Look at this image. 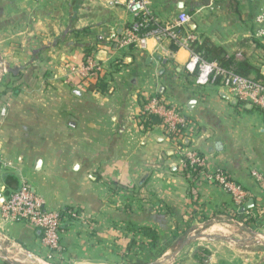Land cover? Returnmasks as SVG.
<instances>
[{"label":"crops","instance_id":"obj_1","mask_svg":"<svg viewBox=\"0 0 264 264\" xmlns=\"http://www.w3.org/2000/svg\"><path fill=\"white\" fill-rule=\"evenodd\" d=\"M125 1L0 0V264H264V114L219 86H197L188 50L169 41L119 49L135 22ZM144 1L155 22L185 12L187 33L263 72L261 0ZM84 56L104 71L86 86ZM153 96L191 121L183 149L243 186L246 211L185 172L182 146L159 122L143 123ZM23 184L65 215L60 254L36 228L2 218V198Z\"/></svg>","mask_w":264,"mask_h":264},{"label":"built area","instance_id":"obj_2","mask_svg":"<svg viewBox=\"0 0 264 264\" xmlns=\"http://www.w3.org/2000/svg\"><path fill=\"white\" fill-rule=\"evenodd\" d=\"M261 1L263 6L254 24L257 26V38L264 41V0ZM125 6L135 17V22L119 40V49L134 47L144 50L150 39H155L159 43L169 41L178 49L188 50L190 57L186 69L195 76L197 86L201 88L219 86L230 91L240 102L250 104L264 114V78L244 77L233 69L225 68L216 61H208L196 53L192 49V43L198 40L197 37L190 33L183 35L177 30L185 29L191 22L189 14L182 12L173 23L159 24L151 18L144 0H126ZM150 27L154 28L149 29ZM78 72L85 86L88 83L99 82L104 76L102 65L91 56H84L82 67ZM142 115L145 116V118L141 117L145 124L152 117L157 118L160 126L180 143L182 149L183 142L195 136L196 129L192 128L194 125L183 112L169 106L159 97L146 99ZM183 150L184 170H188L191 177V171L198 170L199 175L205 177L209 183L220 185L230 194L237 211H246L248 193L243 186L222 171H208L207 159L198 149L191 147ZM253 176L258 180L261 179L257 173ZM1 215L6 221H20L36 228L40 231L43 244L49 251L55 255L60 254L65 215L47 209L43 200L32 192L28 184H23L18 190L3 198ZM70 215L75 217L77 214L72 210Z\"/></svg>","mask_w":264,"mask_h":264},{"label":"trees","instance_id":"obj_3","mask_svg":"<svg viewBox=\"0 0 264 264\" xmlns=\"http://www.w3.org/2000/svg\"><path fill=\"white\" fill-rule=\"evenodd\" d=\"M154 28L150 27L149 29ZM181 34H186L187 32L185 29H177ZM192 49L200 54L202 57L207 59L208 61H216L219 62L223 67L225 68H231L236 73L244 76V77H253L255 79H261L264 78V74L262 73V69L258 67L251 66L250 64L243 62V63H237L232 58H228L226 55V52L218 48L216 46H213L210 44L208 40L205 41H195L192 43ZM141 117L145 118V116L141 115ZM155 122H159L157 118L152 117L147 124H153ZM185 172H188V170H185ZM199 175L198 170L191 171L192 176ZM147 235L151 236L154 240L157 239V236L155 232H149L146 233ZM208 255V252L205 250L199 251V256H201V259L204 260Z\"/></svg>","mask_w":264,"mask_h":264},{"label":"rangeland","instance_id":"obj_4","mask_svg":"<svg viewBox=\"0 0 264 264\" xmlns=\"http://www.w3.org/2000/svg\"><path fill=\"white\" fill-rule=\"evenodd\" d=\"M213 229H216V230H219V231H222L223 233H225L227 236H229V237H233V236H235L236 235V231H235V229L234 228H232V227H230V230H229V228H228V226H223V225H220V224H214L213 225ZM227 231H228V233H227ZM243 232H238L237 231V238H240V236H239V234L240 235H243L242 234ZM245 235V234H244ZM243 235V236H244ZM211 237H213V235L211 236ZM244 237H246V236H244Z\"/></svg>","mask_w":264,"mask_h":264},{"label":"water","instance_id":"obj_5","mask_svg":"<svg viewBox=\"0 0 264 264\" xmlns=\"http://www.w3.org/2000/svg\"><path fill=\"white\" fill-rule=\"evenodd\" d=\"M263 72H264V70H263ZM3 73H4L3 70H0V81H1V79L3 77ZM2 201H3V198H2ZM190 239H192V237Z\"/></svg>","mask_w":264,"mask_h":264}]
</instances>
